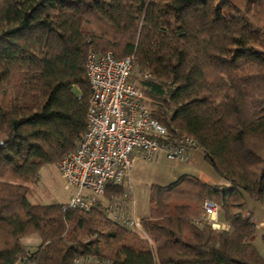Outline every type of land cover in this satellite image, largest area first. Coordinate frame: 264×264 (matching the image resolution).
Masks as SVG:
<instances>
[{
	"label": "trees",
	"instance_id": "obj_1",
	"mask_svg": "<svg viewBox=\"0 0 264 264\" xmlns=\"http://www.w3.org/2000/svg\"><path fill=\"white\" fill-rule=\"evenodd\" d=\"M91 51L133 56L152 118L171 141L193 138L225 181L153 185L149 239L100 207L63 213L28 199L41 169L88 130ZM205 199L228 231L194 223ZM248 200L264 202V0H0V264L29 254L37 264H264ZM27 236L40 238L37 251Z\"/></svg>",
	"mask_w": 264,
	"mask_h": 264
},
{
	"label": "built area",
	"instance_id": "obj_2",
	"mask_svg": "<svg viewBox=\"0 0 264 264\" xmlns=\"http://www.w3.org/2000/svg\"><path fill=\"white\" fill-rule=\"evenodd\" d=\"M133 61V56L117 59L112 52L89 53L88 130L75 150L58 163V169L67 190H73L69 202L62 205L63 213L100 207L116 225L149 239L135 214L133 188L130 186L110 198L106 194L129 181L137 159L150 162L163 153L174 164H186L190 150L200 147L187 135L171 141L167 129L152 118L142 90L133 82ZM221 211L219 203L205 199L200 216L193 221L199 227L208 225L214 230L228 231L229 225L219 219ZM261 227L264 229V221ZM36 260L34 254H29L17 264H37ZM74 264L112 263L84 256L76 258Z\"/></svg>",
	"mask_w": 264,
	"mask_h": 264
},
{
	"label": "rangeland",
	"instance_id": "obj_3",
	"mask_svg": "<svg viewBox=\"0 0 264 264\" xmlns=\"http://www.w3.org/2000/svg\"><path fill=\"white\" fill-rule=\"evenodd\" d=\"M197 153L200 159L199 163L194 161L193 166L179 165L176 169H174V163L168 161L163 153L159 154L160 157L158 156L157 161V158L150 162L137 159L131 171L130 184L126 183L123 186V191L128 190L130 186L134 190L137 217L141 219L149 214L150 194L153 185L167 186L179 180L184 174L194 175L209 184H225V181L217 176L213 168L206 163L202 152L199 150ZM72 194L73 190L68 191L66 188L58 165H47L41 169L38 181L30 186L28 199L33 205H63L68 203ZM120 194L109 191L106 196L110 198ZM103 202H106V198L103 199ZM104 215L109 218L107 214L104 213ZM141 237L146 239L143 235ZM22 242L32 253L37 251L41 245V240L37 236H27L23 238ZM257 244L264 254V244L259 245V242Z\"/></svg>",
	"mask_w": 264,
	"mask_h": 264
},
{
	"label": "crops",
	"instance_id": "obj_4",
	"mask_svg": "<svg viewBox=\"0 0 264 264\" xmlns=\"http://www.w3.org/2000/svg\"><path fill=\"white\" fill-rule=\"evenodd\" d=\"M199 150L202 152L201 149H192V150H190L189 155H188V162L186 164H174V169H176V167L179 166V165H184V166H188V167L193 166V162L194 161H196L197 163H199L200 162V159L198 158V155H197L198 154L197 152ZM202 154H203V152H202ZM158 156L156 157L157 158L156 161L158 160ZM184 175L194 176V175H191V174H184ZM127 183L130 184V179H129V181ZM133 196H135L134 195V190H133ZM248 204H249V208L251 210V213H252V216H253V220H254V223L256 225V230H257L255 236L252 238V242L255 245V247L257 248L259 254L264 258V254L262 253L261 248L257 244V242H259V245L260 244H264L263 241H262V236L264 235V229H262V227H261V223L264 221V202L257 204V203H253L251 201H248ZM219 219L223 223H226V222H224L225 220H224V216H223V211H221V213L219 214Z\"/></svg>",
	"mask_w": 264,
	"mask_h": 264
}]
</instances>
